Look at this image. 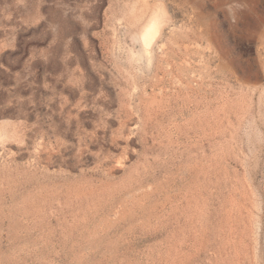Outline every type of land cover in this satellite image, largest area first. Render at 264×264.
<instances>
[{
	"label": "rangeland",
	"instance_id": "374dc122",
	"mask_svg": "<svg viewBox=\"0 0 264 264\" xmlns=\"http://www.w3.org/2000/svg\"><path fill=\"white\" fill-rule=\"evenodd\" d=\"M0 264H264V0H0Z\"/></svg>",
	"mask_w": 264,
	"mask_h": 264
}]
</instances>
